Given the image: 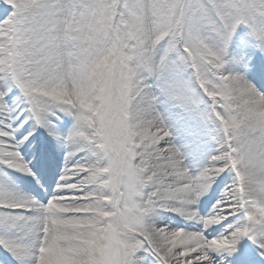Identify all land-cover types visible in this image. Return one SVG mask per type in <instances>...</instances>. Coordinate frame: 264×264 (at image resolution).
Returning <instances> with one entry per match:
<instances>
[{
  "label": "snow or ice",
  "instance_id": "snow-or-ice-1",
  "mask_svg": "<svg viewBox=\"0 0 264 264\" xmlns=\"http://www.w3.org/2000/svg\"><path fill=\"white\" fill-rule=\"evenodd\" d=\"M0 264H264V0H0Z\"/></svg>",
  "mask_w": 264,
  "mask_h": 264
}]
</instances>
